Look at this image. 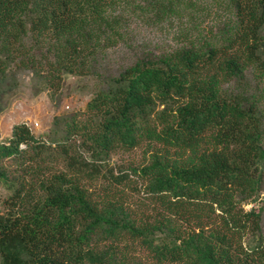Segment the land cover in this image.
<instances>
[{"label": "trees", "instance_id": "obj_1", "mask_svg": "<svg viewBox=\"0 0 264 264\" xmlns=\"http://www.w3.org/2000/svg\"><path fill=\"white\" fill-rule=\"evenodd\" d=\"M22 72L89 97L0 140V264H264V0H0V112Z\"/></svg>", "mask_w": 264, "mask_h": 264}, {"label": "rangeland", "instance_id": "obj_2", "mask_svg": "<svg viewBox=\"0 0 264 264\" xmlns=\"http://www.w3.org/2000/svg\"><path fill=\"white\" fill-rule=\"evenodd\" d=\"M169 36L170 33H165L164 31L155 33L143 26H137L135 32L137 42L139 41L143 45L146 42H156V45L159 46L158 43L164 40L167 41ZM111 55L117 62L125 61L128 58V53L121 48L115 49ZM18 79L17 89L4 99V108L0 112V140L6 137L11 124L19 121L25 122L35 135L44 134L49 128L54 114L81 110L89 97L86 89L81 90L76 79L70 75L63 77L62 85L56 93L58 101L55 105L50 103L45 90L36 95L32 94V82L29 73L22 72L18 74ZM138 157L139 151L134 150L128 157L122 156L121 158L137 160ZM112 162L118 163L119 159L113 157ZM0 193H2V190H0ZM261 194H264V179ZM253 205L257 206L259 204H246L244 208L247 209ZM261 230L264 232V208L261 212Z\"/></svg>", "mask_w": 264, "mask_h": 264}]
</instances>
